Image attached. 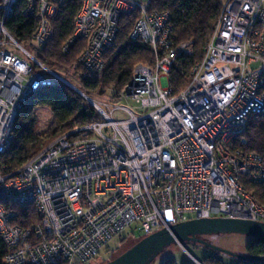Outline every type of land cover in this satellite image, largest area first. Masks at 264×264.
<instances>
[{"label":"built area","instance_id":"1","mask_svg":"<svg viewBox=\"0 0 264 264\" xmlns=\"http://www.w3.org/2000/svg\"><path fill=\"white\" fill-rule=\"evenodd\" d=\"M24 1L22 16L38 23L29 42L36 55L6 24L22 1L0 0V194L18 207L34 206L38 222L21 226L17 213L0 205L5 264H89L126 230L145 238L194 219L264 223V205L241 183L264 185V158L243 149L249 117L264 115V0H222L205 56L179 92L164 80L170 83L194 43L174 45L170 13L149 12L150 0H83L62 52L86 43L77 63L88 77L103 72L121 18L137 11L129 39L151 47L154 65L136 66L113 99L130 107L94 105L99 120L5 172L1 158L28 97L57 83L70 86L38 57L55 38L67 0ZM118 112L124 119H115Z\"/></svg>","mask_w":264,"mask_h":264},{"label":"trees","instance_id":"2","mask_svg":"<svg viewBox=\"0 0 264 264\" xmlns=\"http://www.w3.org/2000/svg\"><path fill=\"white\" fill-rule=\"evenodd\" d=\"M15 9L11 19L6 21L7 27L17 41L26 44L31 41L33 33L38 25L37 20L24 18L22 9L24 0ZM83 0H67L60 9L58 18L54 21L55 38L38 53V57L47 67L55 70L63 68L70 69L76 67L84 78L82 90L95 91L98 87H109L118 93L132 78L134 62L149 63L154 60V52L151 47L143 42H133L129 39L130 34L140 19V12L126 14L121 18L119 24V34L115 47L105 53V69L94 78L88 77L85 70L78 65V58L86 43L80 42L71 50L69 54H64L62 48L66 41L73 34L75 18L79 13ZM224 3L222 0H150L149 12H168L172 17L174 28V45L178 46L184 42H193V54L179 58L173 66L170 75L172 89L176 92L183 91L189 86L191 80V70L197 62L202 61L206 46L210 43L211 37L216 29L217 21L220 17ZM142 63V64H145ZM146 65V64H145ZM27 103L18 113L13 132L14 140L8 152L1 158V167L5 172L19 169L20 166L31 160V158L42 151L44 138L47 133L38 134L35 131L36 113L40 107H46L53 112V126L50 134L63 133L75 130V128L91 124L100 119L97 110L87 103V100L75 90L69 88L64 83H57L50 88H44L31 94ZM48 133V134H49ZM243 138L247 139L244 151L259 154L264 158V115L250 116L246 125ZM245 189L254 194L257 201L264 205V185L252 186L241 181ZM0 205L12 210L19 216L18 223L24 227H32L38 222V215L34 206L18 207L8 203L0 194ZM202 237H199L201 239ZM127 240V238H125ZM123 239V241L125 240ZM143 239L138 237L133 239L134 245ZM247 245L248 256H264V243L249 238ZM202 240V239H201ZM197 246L200 244L193 243ZM202 246V245H200ZM203 247V246H202ZM204 248V247H203ZM3 239L0 237V264H5L8 254ZM200 264H225L218 257L207 256ZM65 264V263H61ZM164 264H176L174 260H167ZM194 264V263H188ZM232 264H264V262H244L237 260Z\"/></svg>","mask_w":264,"mask_h":264},{"label":"rangeland","instance_id":"3","mask_svg":"<svg viewBox=\"0 0 264 264\" xmlns=\"http://www.w3.org/2000/svg\"><path fill=\"white\" fill-rule=\"evenodd\" d=\"M142 1V0H140ZM23 46L32 54L36 55L37 49L33 47V45L26 43L23 44ZM155 61L154 60L145 63V62H137L135 61L133 64V70L136 66L139 64L145 63L147 66H153ZM60 77L64 78L72 88L76 89V91L84 98V100H87V103L91 105L94 108V105L96 104H102L107 102H112L113 104L117 106H128L130 107L132 103H128L126 101L115 103L113 99H117L120 94L125 90V86L122 90H119L118 93H116L115 90L109 87H98L95 89V91H87L82 90V82L84 81V78H87L85 75L76 69V67L72 66V68L67 69L63 68L61 70H55L53 69ZM170 79V78H169ZM170 83H167L166 80H164V85L168 86L171 85V80H169ZM172 86V85H171ZM69 87V86H68ZM95 110V108H94ZM36 127L35 131L38 134L41 133H47L44 138V145L43 148H46L50 143L53 142L54 139L60 136L62 133L61 131L57 132L56 134H50L51 128L53 126V112H51L46 107H40L36 111ZM115 119H124V116L122 112H118L115 114ZM50 132V133H49ZM49 133V134H48ZM34 157V156H33ZM132 234L131 230H126L124 232V235L122 237H118L113 240L110 244H108V247L105 248L102 253L100 254L99 258L96 260H93L89 264H103L106 262H110L114 260L118 255L123 253L126 249L130 248L133 244V239L129 236ZM140 236V235H138ZM142 237V236H140ZM127 238V240L125 239ZM123 239H125L123 241ZM203 241H207L212 246H216L219 249L225 251V252H231L236 256L246 257L248 256L247 251V245L249 243V238L243 235H215V236H203L201 238ZM207 256H213L218 257L222 260L225 264H232L237 261V258H234L233 256L229 254H223L220 252H214L211 249L207 247L197 246L192 243H185L184 247H180L177 244L170 245V247L166 248L164 251L159 253V256L151 263V264H164L167 260H174L176 264H188V263H194L197 264V262H201L204 260Z\"/></svg>","mask_w":264,"mask_h":264},{"label":"water","instance_id":"4","mask_svg":"<svg viewBox=\"0 0 264 264\" xmlns=\"http://www.w3.org/2000/svg\"><path fill=\"white\" fill-rule=\"evenodd\" d=\"M69 88L74 89L71 86H69ZM226 234H239L264 243V223H258L249 219H194L173 226L169 230H159L157 233L137 241L130 248L114 258V260L103 264H151L159 256V253L170 247V245L177 244L180 247H184L185 243L192 242L207 247L214 252L217 251L226 255L229 254L240 261L248 263L264 262V256H236L231 252H225L216 246H212L207 241L199 239V237L203 236ZM196 263L200 264L197 261Z\"/></svg>","mask_w":264,"mask_h":264}]
</instances>
